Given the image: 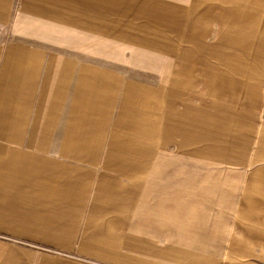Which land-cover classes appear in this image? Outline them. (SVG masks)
I'll list each match as a JSON object with an SVG mask.
<instances>
[{"label":"rangeland","instance_id":"1","mask_svg":"<svg viewBox=\"0 0 264 264\" xmlns=\"http://www.w3.org/2000/svg\"><path fill=\"white\" fill-rule=\"evenodd\" d=\"M0 2V46L23 42L56 69L48 98L60 101L40 122L83 133L49 137L70 150L34 173L70 194L56 191L47 217L18 215V233L40 236L18 247L87 264H217L264 111V0Z\"/></svg>","mask_w":264,"mask_h":264},{"label":"crops","instance_id":"2","mask_svg":"<svg viewBox=\"0 0 264 264\" xmlns=\"http://www.w3.org/2000/svg\"><path fill=\"white\" fill-rule=\"evenodd\" d=\"M2 7L5 10L6 3L0 2ZM0 21L3 20L0 18ZM37 54L38 49L23 42L0 46V264H40L41 261L43 264H87L78 259L40 257L27 247H18L20 239L40 238L18 233L25 231L18 229V215L47 217L54 213L55 192L60 193V198L70 194L62 192L63 188L56 190L55 184L62 180L56 181L43 172L42 175L34 173L37 165L49 161L54 151L70 150L69 144L66 147L51 145L49 137L83 134L81 129L70 131L51 126L49 122L46 127L40 122L46 102L55 105L60 100L54 96L48 98L54 82L51 73L56 69L51 63L43 68ZM40 73L43 83H40ZM63 101L65 98L62 104ZM55 114L52 110L51 121ZM98 151L101 152L102 147ZM242 183V190L235 198L236 207L229 213L238 217L236 229L231 238L223 242L222 248L226 249L223 255L212 257L218 258L217 264H264V111ZM40 201L48 202L46 209ZM37 222L46 224L48 221L38 219ZM39 257L42 259L38 261Z\"/></svg>","mask_w":264,"mask_h":264}]
</instances>
